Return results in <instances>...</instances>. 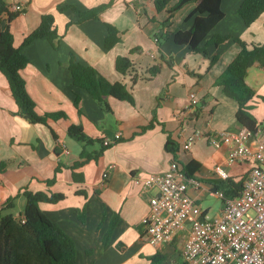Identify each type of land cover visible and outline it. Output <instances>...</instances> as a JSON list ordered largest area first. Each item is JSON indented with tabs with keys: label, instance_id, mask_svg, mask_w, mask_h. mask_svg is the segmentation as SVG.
I'll list each match as a JSON object with an SVG mask.
<instances>
[{
	"label": "crops",
	"instance_id": "crops-1",
	"mask_svg": "<svg viewBox=\"0 0 264 264\" xmlns=\"http://www.w3.org/2000/svg\"><path fill=\"white\" fill-rule=\"evenodd\" d=\"M110 1L111 5L101 12L99 19L81 23L76 22V11L71 8L58 9L59 6L74 5L86 10ZM154 1L0 0V5L4 3L11 12L15 11V4H22V9L10 21L15 46H21L25 37L39 26L43 14L54 15L60 35L57 47H53L45 38L23 45L22 51L30 63L22 70V75L39 113L62 111L66 114V117L58 120H48L49 126L32 123L16 114L17 105L11 88L0 72V160L7 161L6 169L0 172V216L9 212L19 218L24 215L22 192L25 187L33 191L65 193L64 200L42 202L40 208L73 239L77 249L75 264H151L153 255L159 257L158 264L183 263L184 233H179L171 242L155 245L148 240L145 227L150 212L149 198L155 190L144 186L143 177L165 172L170 162L176 160L165 148L166 132L171 133L179 144L177 161L180 164L195 160L201 165L194 175L200 179L201 185L197 189L190 188L189 192L206 215L208 208L202 206L201 200L207 194H214L210 183V180L218 178L214 167L222 165L228 176L235 179V163L229 164L227 161L228 146L214 147L205 136L188 150L183 148V143L197 129L208 135L218 129L235 130L241 127L235 117L237 102L226 96L221 86L215 85L217 77L240 50V45L228 39L217 46L210 45L208 55L191 52L186 45L176 44L171 33L191 25L188 17L194 10V3L184 5L168 20L167 10H156ZM176 1L171 0L170 5ZM241 1L222 0L225 16L211 30L209 37L230 34L238 36L248 45L264 43V12L247 26L238 12ZM227 3L233 4L229 28L224 25L229 14L225 9ZM6 22L7 14L3 12L0 14V32ZM107 23L115 25L121 36V40L111 49L104 46ZM164 31H170V38L162 43L156 33L162 34ZM150 35H153L152 39ZM131 49L135 50L131 52ZM72 53L111 82L124 81L132 88L134 105L113 97L107 98L111 110L117 115L115 128H105L99 103L86 90L73 84L67 64ZM119 55H128L133 61V68L125 75L115 68ZM162 55L165 59L172 57L173 67L163 62ZM213 56L217 59L211 63ZM154 63H160L161 70L152 79L131 81L134 74L147 76V68ZM180 75L184 80L183 88H180ZM197 75L201 78L194 77ZM246 82L256 92L249 102L254 106L252 112L258 122H263L264 116L258 117L256 109L264 87V68L258 64L250 67ZM160 92L162 100L157 108L158 122L153 128L142 132L141 127L152 119ZM192 93L199 103L196 108L184 111L183 106ZM77 94L81 98V113L74 105ZM73 123L82 124L89 136L102 138V142L104 138L113 140L117 132L121 138L107 147L98 158L73 169L72 165L81 160L83 146L67 134L68 127ZM258 129L264 136V123L259 124ZM101 145L96 143L88 149L98 150ZM237 164L247 165L246 177L252 161ZM58 166L60 169L56 172ZM74 172L84 180L78 182ZM104 173L107 175L103 176ZM54 176L55 182L48 185L46 180ZM79 189L86 190L87 196L78 194ZM18 206L19 209L14 212Z\"/></svg>",
	"mask_w": 264,
	"mask_h": 264
},
{
	"label": "trees",
	"instance_id": "trees-1",
	"mask_svg": "<svg viewBox=\"0 0 264 264\" xmlns=\"http://www.w3.org/2000/svg\"><path fill=\"white\" fill-rule=\"evenodd\" d=\"M171 0H155L156 10L166 9L170 20L174 12L188 3H194L195 7L189 15L191 25L186 29H179L171 33L176 44L186 45L191 52H198L208 55L210 45L217 46L223 41L233 39L240 45V50L236 56L228 63L223 72L217 77L215 84L223 88L226 96L234 99L238 108L235 114L236 120L240 126L246 127L253 132L258 130V126L263 122H258L252 112L254 108L249 102L256 95L253 87L246 82L247 72L254 64L264 68V43H253L248 45L238 36L230 34H216L209 37L211 30L224 18L225 13L221 7L222 0H177L175 4L170 5ZM112 1L99 4L95 7L81 10L74 5L59 6V10L71 8L78 13L77 23L89 19H99L103 10L111 5ZM6 12L7 22L0 32V72L6 77L15 99L17 110L16 114L24 117L32 123H43L49 126L48 120H58L66 117L62 111L39 113L36 109V102L30 96L26 88V80L22 75V70L30 63V59L22 51L25 44L38 38H45L57 47L60 35L55 25V17L52 13L43 14L39 26L28 34L21 46H15L14 34L10 29V21L17 16L19 11H9L1 3L0 14ZM238 12L245 25L249 26L264 12V0H242ZM167 20V21H168ZM71 24L68 23L67 26ZM107 35L104 40V46L111 49L120 40L119 29L110 23H107ZM131 49L130 51H134ZM163 62L173 67L172 57ZM217 57L211 58V63L216 61ZM68 67L72 75L73 84L86 90L89 95L100 104L105 105L108 110L111 109L107 102L108 97L126 101L135 104L132 88L124 81L111 82L103 76L97 69L90 65L82 63L73 53L67 60ZM115 68L118 72L125 75L133 68V61L128 55H119L115 60ZM161 70V64H153L146 70L147 76L139 77L137 74L131 76V81L136 82L139 78L145 81L152 79ZM163 92V91H162ZM162 92L157 95V105L152 111V119L141 127L144 132L154 127L157 120V108L161 104ZM80 96L77 94L74 105L79 109ZM264 99V97H263ZM79 112L81 113L80 109ZM54 137L57 135L52 130ZM167 133L165 148L178 157L179 144L172 138L171 133ZM69 137L80 141L83 146L80 152L79 161L72 165L75 169L85 162L96 159L110 145H104L102 138H93L89 136L82 124L73 123L67 129ZM121 138V137H120ZM119 139L116 141L118 142ZM96 143L102 145L98 150L90 151L89 146ZM179 163V161H177ZM180 164V163H179ZM188 175H195L200 169V163L191 160L185 164H180ZM7 161L0 160V172L6 169ZM60 166L56 168L58 172ZM76 175H78L76 177ZM74 178L78 182L83 181V177L74 172ZM245 177L233 179L232 177L217 178L210 180L211 190L214 193L223 192L222 201L226 198L237 196L243 186ZM56 176L46 180L48 185L55 182ZM78 194L87 196L84 189L77 190ZM22 195L25 198L24 215L15 217L11 212L0 216V264H75L77 260V249L71 236L52 218H50L41 208L40 203H57L66 198L65 193L59 191L30 190L25 187ZM13 207V204L10 206ZM82 214V213H81ZM159 257L153 255L151 264H158Z\"/></svg>",
	"mask_w": 264,
	"mask_h": 264
},
{
	"label": "built area",
	"instance_id": "built-area-1",
	"mask_svg": "<svg viewBox=\"0 0 264 264\" xmlns=\"http://www.w3.org/2000/svg\"><path fill=\"white\" fill-rule=\"evenodd\" d=\"M21 9L22 4L13 6L15 11ZM198 103L192 93L183 109H194ZM204 136L214 147L228 146L229 164L252 161L240 193L226 198L216 216L207 217L189 192L200 187V179L188 175L173 159L165 172L143 177L144 186L155 190L149 198L150 212L145 222L148 240L157 245L184 233L182 264H264V136L260 129L253 132L242 126L208 135L197 129L186 137L183 148L190 149ZM120 137L117 132L113 140L104 138L103 144L111 145ZM214 173L219 178L228 177L226 168L219 164ZM216 195L223 198L221 191Z\"/></svg>",
	"mask_w": 264,
	"mask_h": 264
},
{
	"label": "rangeland",
	"instance_id": "rangeland-1",
	"mask_svg": "<svg viewBox=\"0 0 264 264\" xmlns=\"http://www.w3.org/2000/svg\"><path fill=\"white\" fill-rule=\"evenodd\" d=\"M232 8H233V4L232 3H227L225 5V9L229 12L228 18L224 22L225 28H229L231 26L230 25V21L232 20V15H233V11H231ZM156 34H158L159 40L162 43L165 42L167 39L170 38V31H164L162 34H159V33H156ZM150 36H151V39H152L153 38V35H150ZM187 53L188 52L185 53V56H186ZM199 55L203 58V55L202 54H199ZM182 58H183V56H182ZM179 60H182V59L179 58ZM206 63H207V65L209 64L208 61ZM167 69H170V68L167 67ZM204 71L205 70H203L202 72L204 73ZM200 75H197V76H194V77L201 78ZM252 75L253 74H251V76ZM178 77H180V79L182 81V83H180V88H183L182 87L183 84H184L183 77H182V75H180ZM170 80L171 79L169 77V81ZM169 81H167V83ZM253 82H256V81L254 80ZM255 84H257V82ZM261 93H262V96L261 97H258L260 99L258 100L257 109L256 110H257V116L262 118L264 116V100H263V97H264L263 96L264 95V87L261 89ZM94 101H96V103L98 102L97 100H94ZM99 105H100L101 111L103 112V115H104L102 117V119H103L102 120V124H104L106 126L105 128H107V129L115 128L117 126V115H116V113L113 110H111V109L108 110L105 105H102L100 103H99ZM234 167H235V172H236V175H234V178L238 180L241 177H244V174H245V172L247 170V165L246 164H242V166H240L237 163H235V166ZM22 199L25 201V198L24 197ZM201 204H202L203 207H207L208 208L207 217H213L217 213V211L221 208L222 199L218 195H216V193H214V194L213 193L212 194H207L201 200ZM18 209H19V206L14 209V212H16V210H18Z\"/></svg>",
	"mask_w": 264,
	"mask_h": 264
}]
</instances>
